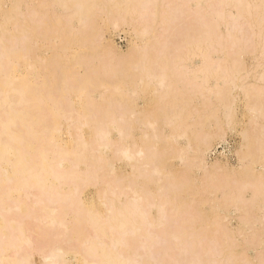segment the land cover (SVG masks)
Here are the masks:
<instances>
[{
  "label": "bare ground",
  "instance_id": "bare-ground-1",
  "mask_svg": "<svg viewBox=\"0 0 264 264\" xmlns=\"http://www.w3.org/2000/svg\"><path fill=\"white\" fill-rule=\"evenodd\" d=\"M0 264H264V0H0Z\"/></svg>",
  "mask_w": 264,
  "mask_h": 264
},
{
  "label": "rangeland",
  "instance_id": "rangeland-1",
  "mask_svg": "<svg viewBox=\"0 0 264 264\" xmlns=\"http://www.w3.org/2000/svg\"><path fill=\"white\" fill-rule=\"evenodd\" d=\"M122 34H119V35L115 36L114 37V42H115L116 46L118 47V49H120L121 51L122 50L126 51V47L128 45L129 38L127 36L125 38L124 37L125 35H122ZM247 62H249L248 64H251L253 61L251 60L250 57H247ZM238 139H239V137H237L234 132L233 133H228V136L226 137V141L224 143H222L221 145L216 147V150L210 155V159L209 160L210 161H215L214 159L222 158L225 155V157H227L226 159H231V164H234V159L235 158L233 157L234 156L233 152H234L236 146H238ZM234 217L238 218L237 214H235V216L234 215L232 216V218H234ZM237 220L238 219H235L233 221V223L236 224ZM153 256H155V254ZM153 256H152V258L156 257V256L155 257H153ZM160 258L158 256L157 259H160Z\"/></svg>",
  "mask_w": 264,
  "mask_h": 264
}]
</instances>
